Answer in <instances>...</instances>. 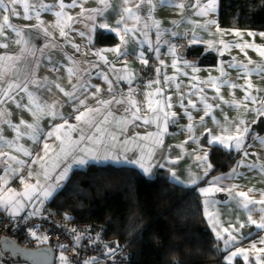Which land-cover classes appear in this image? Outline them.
Listing matches in <instances>:
<instances>
[{"label": "crops", "instance_id": "obj_1", "mask_svg": "<svg viewBox=\"0 0 264 264\" xmlns=\"http://www.w3.org/2000/svg\"><path fill=\"white\" fill-rule=\"evenodd\" d=\"M44 3H55L56 0H43ZM70 0H65V3H69ZM139 0H132V3L127 7H135V4ZM181 2H187V0H175L174 4H161L160 0H152V11L147 22L150 28L145 29V17L149 16L147 12V6L142 7L140 13L141 20L137 23L129 20L128 27L135 26L140 31L134 34L125 36L126 43H121L120 37L116 33L108 31L107 29H96L90 31L91 21L85 17H80L78 14L81 11V6L84 9H103L104 15L109 16L106 21L110 27H114L116 20L119 19L117 13L122 11L123 0H106L105 4L99 3V0H78V6L74 9H65L66 15L74 17V21H68L66 17L58 18L55 13L59 11V8H54L51 12H41L40 20L43 24L40 28L31 27L39 23L36 19L24 20L23 8L18 7V11L21 12V18L10 17L11 23L24 31L20 36H17L11 29H5L4 34L0 35V44H6L7 47H0V55H20L22 50L24 55L27 56V60L35 62L38 65L35 68V78L39 81L47 80L51 91L41 89L36 93V101L33 104H29L26 94L20 93L17 100L24 105L23 108H16L15 104L8 103L0 106L3 111L10 113V116L0 117V128L4 129V139L15 140L16 133L13 129H10L4 121L10 119L13 124H19V121L23 119L25 124L33 123L38 124L45 131L50 130L53 124H60L63 121L59 118L55 121L50 117L44 115L49 111L47 106H54V110L68 118V125L76 126L77 131L67 132L62 129L56 135L61 136L65 141L70 135L72 139H76L79 136V129L83 128L86 132L90 131L87 125L84 123L89 118L100 120L102 115L107 116L108 123L102 125L105 130V138L111 134V131L116 129V121L122 119L123 129L120 131L119 140L117 141L121 150L118 152L119 161L129 164V159H138L141 155V148L145 153V159L150 163V173H144L143 170L136 164H129L138 167L144 174L150 178L166 175L170 180H173L171 172H175L176 178L182 181V185L195 186L198 191L200 188L212 187L211 181L217 177H224L220 181L219 187H223L225 191L214 192L210 197L203 195V208L205 212L212 213L209 217L205 214L207 223L210 229L213 231V223H210V219L215 222L218 230L229 227V225H237L247 221L249 215L248 210L244 209L242 204L237 201L240 199L236 196V193L244 192L247 194L248 199L259 201L264 194V171L260 166H264V144H261L258 139H255L257 135L264 138V116H258L255 109L260 107L259 104H253L251 100H245L244 97L247 92H251L252 95L257 96L258 99L264 100V73L257 75L255 72L251 76H245L242 69L228 67L229 62L243 63L248 65L249 69H253L257 66H264V57H261L258 51L252 48L241 50L240 48L233 47L236 43L247 42L249 44H255L258 47H264V37L259 33H264V30H251V29H238V28H224L219 23V10L220 2L218 0V11L209 13L206 17H197L192 9H178L175 5ZM206 2V0H205ZM115 10V11H113ZM126 15V14H125ZM103 17H96L95 23L102 22ZM216 20L220 29L224 30V34L217 31V25H208L207 27H196L197 25H205L206 21ZM60 21V27L66 32V36L60 35V27H56L57 22ZM159 24V31L162 33L159 42V54L154 50L149 51V43H141L147 39L151 43L153 48L157 46V28L153 24ZM3 23V13H0V24ZM88 27H85V25ZM43 29H47L48 35H45ZM195 30L196 35L200 38V42L191 44V33ZM232 30H240L242 35L236 36ZM85 32V36L81 37L79 33ZM98 31L112 33L118 37L119 42L109 45H96L95 37ZM251 31L255 33L254 36H249L247 33ZM147 32V37L143 35ZM176 32L178 35L173 36L172 33ZM187 33V35H185ZM89 35H91V42L89 41ZM121 35H124L121 32ZM21 41L17 43V41ZM223 40L230 47L225 49L220 44ZM27 41L28 43H24ZM166 41H170L177 49V55L175 58L169 53V45ZM193 45H204L209 48H214L218 57L214 65L204 66L198 64L196 59L187 56L186 50ZM79 47V51L76 47ZM120 47L122 55H118L115 52L104 51L106 49ZM100 55H97V52ZM223 51V55L220 52ZM143 52L144 58L148 61L144 64L140 59V53ZM159 55V59H157ZM68 57L72 59L69 60ZM173 59L176 60L177 68L172 67ZM107 60V63H105ZM153 60L156 62L158 69H160L159 75L156 72L154 78L150 80H141L142 69ZM163 61V64L160 63ZM185 61L188 64L194 65L197 69L193 70L191 67H185ZM251 61V64H249ZM223 62V65H222ZM25 61L21 59L17 62V69L22 68ZM221 66L226 76L221 75ZM73 69V74L69 75L68 69ZM187 72L188 75H184ZM22 75V73H21ZM104 75H107L108 80L112 81L111 84L105 81ZM117 76H122L124 79H117ZM175 77L173 82L169 84L164 83V77ZM192 77H196L193 80ZM210 78L216 79L217 87L219 88V95L217 96L216 88L211 85L200 84V81H207ZM128 79H131V84L128 83ZM159 79L160 83H152L151 87H148L150 82H154ZM229 79L236 84L233 88L230 84H224L223 80ZM249 83L251 88H248ZM80 84H84L87 87V92L81 96L85 99V103L90 107L98 106L96 100L92 98V94L96 88L101 91L96 93V96L101 100L112 101L107 107L101 109V114H88L83 117L81 121H76L73 114V108L79 107V105L73 104L72 101L66 96L65 92H73V85L79 88ZM59 85V87H56ZM177 85L179 88L177 89ZM193 85L199 88H204L203 95L207 96L208 103L213 107L208 109L209 116H204V106L200 103V94L195 96L190 95L194 89ZM64 89L62 92L60 89ZM109 88L112 89L109 92ZM130 89L134 91L129 92ZM162 91V95L157 90ZM30 91H34L33 87L29 88ZM77 95H81L80 91L76 92ZM184 95L191 98L196 104L199 112L192 108L188 110L192 113V120L189 121L188 117L184 115V110L179 107L178 97ZM213 96H217L215 100L211 99ZM23 97L21 100L20 98ZM168 97H171V103L173 107L171 109L165 108L166 111L175 112L176 117L170 118L166 125L167 131H164L165 125L160 123V127L157 128L155 122L145 124L143 122L144 117L152 119L155 115L149 108L148 100L151 99V108H157L159 105L157 101H164ZM222 97V99H221ZM134 100L136 105L140 108V116L142 119L134 120L132 118V112L135 109H129L128 100ZM116 101H123L117 103ZM227 101V103H225ZM235 102V103H234ZM36 104L41 105V109H36ZM187 105V99L185 100ZM219 105V107H216ZM31 109V110H29ZM80 111H84L81 107ZM35 112V115L33 114ZM78 114V113H77ZM204 116V124L201 126L200 118ZM71 117V118H69ZM213 117L217 123L213 122ZM175 119V123L172 120ZM243 119L244 125L239 127H249L250 132L246 134L243 141V148L241 149L240 158L238 161H243V165L237 167V163L227 171H219L212 174L214 168L211 158L212 148L219 146L228 151H235L234 140L228 141V147L216 144H209L208 140L211 137L207 136V129H211L213 135L227 137L229 135H236L235 127L233 125ZM256 120V123L253 121ZM191 123L193 130L189 132L187 126ZM228 129L225 133L222 129ZM24 126H21L23 132ZM152 135L149 139L142 140L140 137ZM99 136V134H97ZM43 139V137H41ZM129 143L124 144V141ZM162 141V143H160ZM105 141L103 140V143ZM50 149L46 159H52L55 153H58L61 146V141L55 139L48 140ZM86 143L84 147H88ZM17 145H22L25 148H29L33 152H39L42 145H34L28 140L26 135H22L21 139L17 141ZM98 144H95L97 146ZM15 145L12 148L6 145H0V150L7 152L9 155H14L18 159H24L30 161L31 158L23 156V153L15 151ZM247 151L248 155H244V151ZM151 152V158L148 159V153ZM205 154L207 156L204 159ZM41 155L43 153L41 152ZM127 157L128 159H125ZM199 157V159H198ZM249 163H255L256 168L249 169L244 165ZM42 162L32 166L33 177L28 181L29 184L36 183V174H41V183H43L41 167ZM211 167H207V165ZM160 165H163L161 167ZM233 169L236 170L235 175L232 174ZM51 171V169H49ZM207 172V175L204 173ZM0 175L3 172L0 171ZM194 176L197 178V184L191 185L189 177ZM10 179L7 187L15 189L17 192L24 191V185L15 187L13 181ZM228 189H231V195ZM40 195L37 192L36 196ZM53 198V197H52ZM52 198L46 199V201ZM14 199H20L15 197ZM41 199H44L41 196ZM205 199L215 201L211 206H205ZM28 206L19 208L18 214L9 216L8 212L12 211L11 208L8 211L0 208V214H5L14 219H20L29 215L33 211L30 202H27ZM38 206L42 210L43 204ZM261 205H250V208L257 209ZM40 210V212H41ZM39 212V213H40ZM38 213V214H39ZM253 219L258 223L260 221V213L253 210L251 212ZM214 232V231H213ZM215 233V232H214ZM222 234L227 237V233ZM237 235V243L233 245L231 249H226V255L231 251H235L237 247L243 248L248 252L249 260L247 264H257L256 257L259 255L264 257V253L257 252L251 246L253 242L256 243V248H264V244L259 243L261 236H264V229H258L255 225L240 230ZM20 244V243H19ZM23 246V245H19ZM24 247V246H23ZM55 258L52 264H70L69 261L65 263L57 262V247L52 246ZM55 248V249H54ZM60 250V249H59ZM0 251L6 255L4 264H19L17 262L22 261V264L28 263L22 259H15L9 254V251L4 249L2 243L0 244ZM226 260V259H225ZM227 262V260H226ZM240 262L245 264L243 257L237 256L234 258L232 264ZM29 264V263H28ZM93 264V263H92Z\"/></svg>", "mask_w": 264, "mask_h": 264}, {"label": "snow or ice", "instance_id": "obj_2", "mask_svg": "<svg viewBox=\"0 0 264 264\" xmlns=\"http://www.w3.org/2000/svg\"><path fill=\"white\" fill-rule=\"evenodd\" d=\"M161 4H174L175 0H160ZM99 3L105 4L106 6V0H99ZM132 3V0H123L124 7L122 8V11L117 13L119 15V19L116 20L115 26L110 27L109 24L106 22L109 19V16L104 15L103 9H84L81 6V11L78 14L80 17H85L89 21H91V28L90 31H95L96 29H107L108 31L116 33L117 36L120 37L121 43H126L125 36L129 34H134L137 31H140L139 28L133 25V27H128V21L132 20L135 22H139L141 20V11L142 7L147 6V12L149 13V16L145 17V23L144 28L148 29L150 28L149 23L147 20L150 17V13L152 11V0H139L138 3L135 4V7H127ZM218 0H187V2H181L179 4H176L175 6L178 9L184 10V9H192V11L195 13V16L197 17H206L209 15V13H214L218 11L217 8ZM78 6V0H70L69 3H65V0H56L55 3H44L43 0H0V13H3V23L0 24V35L4 34L5 29H11L17 36H20L21 33L24 31L21 28H18L13 23H11L10 17L15 18H21V12L18 11V7L23 8V16L22 18L24 20H32L36 19L39 21L38 24L32 25L31 27L40 28V25L43 24V21L40 20L41 12H51L54 8H59L60 10L55 13L56 17L62 18L66 17L68 21H74V17L66 15L65 9H74ZM115 11V10H113ZM126 14V15H125ZM103 17L102 22L95 23L96 17ZM60 21L57 22L56 27H60ZM153 24L157 28V46L153 48L150 42L147 41H141V43H149V51H155L157 54H159V42L162 36V33L159 31V24H156L153 21ZM208 25H217L216 20H209L206 21V24L201 26L197 25L196 27H207ZM85 27H88L86 24ZM45 32V35H48L47 29H43ZM217 31L221 34H224V30L220 29L217 25ZM233 33L240 37L242 35L240 30H232ZM121 32L124 33V35H121ZM60 35L66 36V32L62 27H60ZM81 37L85 36V32L81 31L79 33ZM143 35L147 37V32H144ZM173 36L178 35V33L173 32ZM187 35V33L185 34ZM249 36L256 35L255 33L249 31L247 33ZM260 36L264 37V33H259ZM89 41L91 42V35H89ZM21 41H17V43H20ZM200 42V38L196 35L195 30L191 33V44H196ZM24 43H28L27 41H24ZM169 45V53L175 56L177 55V49L174 45L171 44L170 41H166ZM220 44L223 46V48L227 49L230 46L225 43L223 40L220 41ZM233 47L240 48L241 50L252 48L255 51H258L261 57H264V47H258L255 44H249L247 42L244 43H236L232 45ZM0 47L6 48V44H0ZM76 50L79 51V47L75 46ZM24 51H21L20 55H7L3 54L0 55V106L8 103L15 104L16 108H23L24 105L20 101L17 100V97L20 96V93L26 94L29 104H33L36 101V93L39 92L41 89H46L47 91H51V87H49V82L47 80L45 81H39L35 78V68L38 66L35 64V62H30L27 60V56L24 55ZM104 51H111L115 52L118 55H122L120 51V47L106 49ZM224 53L223 51L220 52V55L222 56ZM97 55H100V52H97ZM23 59L25 61L22 68L17 69V62ZM69 60H71V57H68ZM140 59L143 61L144 64H147L148 61L144 58L143 52L140 53ZM157 59H159V55H157ZM105 63H107V60H105ZM160 63L163 64V61L160 60ZM249 64H251V61H249ZM223 65V62H222ZM173 68H177L176 60L173 59L172 63ZM185 67H191L194 71L197 69L194 65H190L185 61ZM228 67L230 68H237L242 69L243 74L245 76H251L253 72H255L257 75H260L264 73V66H257L253 69H249L248 65L243 63H232L229 62ZM177 71H179V68H177ZM69 75L73 74V69H68ZM157 74L159 75L160 69H156ZM22 73V75H21ZM184 75H188L187 72H184ZM221 75L226 76V73L223 72V67L221 66ZM104 79L109 84L112 83V81L108 80L107 75H104ZM117 79H124L122 76H117ZM193 80H196V77H192ZM175 80V77H164V83L167 85L170 82H173ZM131 79H128V83L131 84ZM152 83H160V80L157 79L154 82H150L148 87L152 86ZM200 84L204 85H211L212 87L216 88L217 96L219 95V88L217 87V81L216 79L210 78L207 81H200ZM224 84H230L231 87L235 88L236 84L233 83L229 79L223 80ZM33 87L34 91H30L29 88ZM56 87H59V85H56ZM87 87L84 84H80L79 88L77 86L73 85L74 91L69 93L65 92L64 94L69 97V99L72 101L73 104L79 105V107L73 108V114L75 116L76 121H81L83 117L87 116L88 114H101V109L107 107L109 104L112 103V101H106L101 100L96 96V93H99L101 90L99 88L95 89V92L92 94V98L96 100V104L98 106L90 107L85 103V99H82L81 96L84 95L87 92ZM179 88V85H177V89ZM248 88H251V84L249 83ZM194 91L190 94L192 96H195L197 94H200V103L204 106V116H209L210 112L208 109H211L213 107L212 104L208 103V97L203 95L204 88H199L196 85H193ZM62 92L64 89H60ZM80 91L81 95H77L76 92ZM112 89L109 88V92H111ZM134 91L133 89H130L129 92ZM159 94L162 95L161 90H157ZM217 96H213L211 99L215 100ZM21 100L23 97L20 98ZM171 97H168L164 101H157V104L159 105L157 108H151L152 101L151 99L148 100L149 108L153 113H155L154 117L152 119H149L148 117L143 118V122L145 124L153 123L155 122L157 124V128L160 127L159 122H163L165 125L164 131H167L166 125L168 124V121L170 118L176 117L175 112H169L166 111L165 108L171 109L173 107L171 103ZM187 99V105L185 104V100ZM222 99V97H221ZM245 100H251L253 104H259L260 107H257L255 109L258 116H264V100H260L257 98V96H254L251 94V92H247L245 97ZM117 103H122L123 101H116ZM179 107L184 110V115L188 117L189 121L192 120V113L188 110V108H192L196 110L197 112L200 111L199 108H197V104L188 97H185L184 95H180L178 97ZM227 103V101H225ZM235 103V102H234ZM129 109H135L134 112H132V118L134 120H140L142 117L140 116V108L136 105L134 100L129 99L128 100ZM49 108V111L45 112L44 115L51 118V120L55 121L56 119H60L63 122L60 124H53L50 128V130L45 131L43 128H41L38 124L33 123H27L25 124V121L21 119L19 121V124H13L10 119H6L4 122L7 123L8 127L10 129H13L16 133L15 140L12 139H4V129L0 128V145H6L9 148H12L14 145L15 151L18 153H23V156L31 158L30 161H26L24 159H18L14 155H9L7 152L0 150V171L3 172V175H0V208H3V210L8 211L9 208L12 209V211L8 212L9 216L17 215L19 208L28 206L27 202L31 203V206L33 208V211L29 213L31 216H35L40 212V207L38 206L37 202H39L40 205L44 203L46 199L54 197L57 192L67 183V180L70 178V175L73 171L78 170L79 166L85 165L88 161L85 158V156H79L78 153H85V155H88L91 152V149H88L84 147L86 143H94V144H101L102 137L105 135V130L102 127L103 124L108 123L107 116L102 115V118L100 120H95L94 118H89L84 121V123L87 125L88 129L90 131L86 132L83 128L79 129V136L76 139H72V137L69 135L67 137V140L61 138V136L56 135L59 133L62 129L66 130L67 132H73L77 131L76 126L68 125V118H65L63 115L57 113L54 110V106H47ZM83 108L84 111H80V108ZM216 107H219V105H216ZM36 109L40 110L41 105L36 104ZM31 110V109H29ZM78 113V114H77ZM35 115V112L33 113ZM10 113H7L3 111L2 108H0V117H7L10 116ZM204 116L200 118V124L201 126L204 124ZM71 118V117H69ZM173 123H175V119L172 120ZM213 122L218 124V121H215V118L213 117ZM257 121L254 120L253 123H256ZM245 121L243 119L237 121L233 127H235L236 135L232 136L229 135L227 137L224 136H217L213 135L211 129H207V136L211 137V139L208 140L209 144H216L217 142L224 146L228 147V141L234 140V147L237 152H240L243 148V141L246 136L250 132V128L245 127H239V125H244ZM21 126H24L23 132L21 131ZM116 129L122 130L123 129V123L122 119L116 121ZM187 130L191 132L193 130V125L189 123L187 126ZM223 132L227 133L228 129H222ZM99 134V136L97 135ZM22 135H26L28 140H30L34 145H42V148L39 152H33L29 148H25L22 145H17V141L21 139ZM110 135V134H109ZM152 134L149 133L148 136L140 137V139L145 140L149 139V137ZM43 137V139H41ZM55 138L57 140L61 141L60 150L58 153H55L54 158L52 159H46L45 157L48 156L49 152L52 151L50 149L48 140ZM112 140H116L117 137L114 135H111ZM255 139H258L261 144H264V138H261L259 135L255 137ZM124 144L129 143V141H124ZM162 143V141H160ZM41 152L43 155H41ZM148 159L151 158V152L148 154ZM244 155H248L247 151H244ZM90 159H96L97 157L95 155L88 156ZM104 159H111V157L104 156ZM207 156L205 154L204 159L206 160ZM125 159H128L125 157ZM199 159V157H198ZM41 167L43 169L42 176H43V183H41V174H36V183L29 184L28 181L33 177V171L32 166L36 165L37 163H40ZM129 163L139 165V167L143 170L144 173H150V163L145 159V153L143 148H141V155L138 159H129ZM243 165V161L237 162V167H240ZM163 167V165H160ZM245 167L249 169L256 168L257 165L255 163H249L247 165H244ZM207 167H211V165H207ZM261 170L264 171V166H260ZM51 169V171H49ZM207 175V172L204 173ZM233 175L237 174L236 170L233 169L232 172ZM171 176L173 180L176 181L177 184H182L183 182L178 180L176 178L175 172H171ZM19 179V182L24 185V191L17 192L15 189L11 187H7L9 184L10 179ZM224 179V177H217L213 181H211L212 187L207 188H200L199 193L205 197H210L214 192L219 191H225L223 187H219L220 181ZM189 182L191 185L197 184V178L194 176L189 177ZM229 194L231 195V189H228ZM39 192L40 195L36 196L35 200L33 199L34 195ZM41 196L44 199H41ZM236 196H238L240 199L237 201L238 203L242 204L243 208L248 210L249 215L247 217V221L244 223H239L237 225H229L227 228H223L222 231L218 230L216 227L215 222H213L210 219V223H213V231L215 232V239L223 242V247L225 249H231L233 245L237 243V235L236 233H239L241 229L249 227L250 225H255L258 229H264V194H262V198L257 200H252L247 198V194L244 192L236 193ZM15 197H19L20 199H14ZM215 201L205 199L204 204L205 206H211L214 204ZM261 205V207L257 209L250 208V205ZM255 210L259 212L260 215V221L259 223L253 219L251 212ZM205 214L209 217L212 216V213L205 212ZM75 231V230H73ZM223 233H227V237H225ZM36 233L33 232L32 236H35ZM79 239V237H77ZM259 243L264 244V236H261L259 239ZM253 249H255L257 252L264 253V248L257 249L256 243L253 242L252 246ZM240 256L243 257V260L245 261V264H247L249 260L248 252L243 249L237 247L235 251H231L230 254L226 255L225 259L227 260V264H232L235 257ZM61 260L65 261V257L62 255ZM257 264H264V257L257 256L256 257Z\"/></svg>", "mask_w": 264, "mask_h": 264}, {"label": "trees", "instance_id": "obj_3", "mask_svg": "<svg viewBox=\"0 0 264 264\" xmlns=\"http://www.w3.org/2000/svg\"><path fill=\"white\" fill-rule=\"evenodd\" d=\"M219 2L222 27L264 30V0ZM118 42L108 32L98 31L95 37L96 45ZM186 53L204 66L214 65L218 57L214 48L204 45H193ZM211 158L213 174L230 170L240 153L216 146ZM46 202L58 217L67 216L65 224L89 221L93 234L106 229V244L113 251L128 249L130 264H227L226 249L207 223L197 187L167 176L150 178L132 165L90 163L74 171Z\"/></svg>", "mask_w": 264, "mask_h": 264}, {"label": "built area", "instance_id": "obj_4", "mask_svg": "<svg viewBox=\"0 0 264 264\" xmlns=\"http://www.w3.org/2000/svg\"><path fill=\"white\" fill-rule=\"evenodd\" d=\"M157 68L156 62L151 60L146 68L142 69L141 80L154 78ZM13 185L20 187L19 179H15ZM43 205L44 209L35 216L27 215L20 219H14L0 214V243L5 238H16L18 234L22 233L25 235L22 242L30 245V248L42 243H52L51 245L54 244L63 251L71 264H87L94 258L106 264H130L131 253L126 248L114 250L111 257L106 255V229L98 232L99 237L94 236L93 233L88 234L92 227L91 223L65 224L60 217L50 211L46 201ZM72 228L82 231L83 236L77 239ZM33 232L36 233L35 236H32ZM1 259L2 255L0 254Z\"/></svg>", "mask_w": 264, "mask_h": 264}, {"label": "rangeland", "instance_id": "obj_5", "mask_svg": "<svg viewBox=\"0 0 264 264\" xmlns=\"http://www.w3.org/2000/svg\"><path fill=\"white\" fill-rule=\"evenodd\" d=\"M111 135H114V136H116L117 137V139L114 141V140H112L111 139ZM119 136H120V131L119 130H117V129H114V130H112L111 131V134L110 135H107V137H105V138H103L102 139V141L104 140L105 142L103 143H101V144H98L97 146H95V144L93 143V144H88L87 146L88 147H86V148H88V149H91V152L88 154V155H85V153H78L77 155H79V156H85V158L87 159V163L85 164V165H83V166H79V168L78 169H80V168H85L88 164H90V163H98V164H107V163H113V164H118V165H122V164H126L127 165V163H122V162H120L119 160V154H118V152L121 150V148H120V146L118 145V143H117V141L119 140ZM144 148V147H143ZM91 155H95L97 158L96 159H90V158H88V156H91ZM104 156H108V157H111V159H104L103 157ZM129 164H132V163H129ZM128 164V165H129ZM136 166V165H135ZM138 168V167H137ZM74 173V171L71 173V175H70V177L72 176V174ZM166 175H162V177H165ZM16 179H18V178H16ZM70 180V178L67 180V182ZM67 184V183H66ZM65 186V185H64ZM63 186V187H64ZM49 209H50V211H52L51 210V207H50V205H49ZM1 215H5V214H1ZM59 216V215H58ZM67 219V216H65L64 214H62V215H60V219L62 220V221H64V219ZM87 222H89V221H83V223H87ZM70 223H74V222H70ZM75 223H79V222H75ZM89 223H91V222H89ZM66 224H68V223H66ZM92 224V223H91ZM73 230H75V232H74V234H75V236H77V237H82L83 236V234H82V231H77L76 229H73L72 228V231ZM96 234H94V236H95ZM24 237H25V235L24 234H18L17 236H16V238H5V239H10V240H13L14 242H16L18 245H20L19 243H21L24 247H28V248H30V245H27V244H25V243H23L22 241H23V239H24ZM4 239V240H5ZM3 240V241H4ZM2 241V242H3ZM1 242V243H2ZM0 243V244H1ZM52 243H42L41 245H39L40 247H48V248H51L52 250H53V247L52 246H54V244L53 245H51ZM106 246H107V248H106V250H107V252H106V255L108 256V257H111V255L114 253L113 252V250H112V246L110 247L109 246V244H105ZM55 247H57V246H55ZM55 249V248H54ZM57 249V262L59 263H65V262H67V260L69 261V259L67 258V256L63 253V251L59 248V247H57L56 248ZM60 249V250H59ZM109 249V250H108ZM0 254L2 255V259L0 260V264H4L5 262V260H6V255H4L1 251H0ZM9 254H10V252H9ZM64 256L65 257V261H62L61 260V256ZM107 259H109V258H107ZM94 261H97L96 260V258H94V259H92V260H90V261H88L87 262V264H92ZM98 262V261H97ZM17 263H19V264H22V261H20V262H17ZM69 263L71 264V262L69 261ZM25 264H27V263H25Z\"/></svg>", "mask_w": 264, "mask_h": 264}, {"label": "water", "instance_id": "obj_6", "mask_svg": "<svg viewBox=\"0 0 264 264\" xmlns=\"http://www.w3.org/2000/svg\"><path fill=\"white\" fill-rule=\"evenodd\" d=\"M4 249L19 256L22 260L30 264H52L55 258L54 251L48 247H40L37 249L19 246L16 242L10 239H5L2 242Z\"/></svg>", "mask_w": 264, "mask_h": 264}, {"label": "flooded vegetation", "instance_id": "obj_7", "mask_svg": "<svg viewBox=\"0 0 264 264\" xmlns=\"http://www.w3.org/2000/svg\"><path fill=\"white\" fill-rule=\"evenodd\" d=\"M32 248H33V249H37V247H32ZM38 248H40V247H38ZM10 255H11L12 257H14L13 254H12L11 252H10ZM14 258H15V259H21L19 256H15ZM29 264H30V263H29Z\"/></svg>", "mask_w": 264, "mask_h": 264}, {"label": "bare ground", "instance_id": "obj_8", "mask_svg": "<svg viewBox=\"0 0 264 264\" xmlns=\"http://www.w3.org/2000/svg\"><path fill=\"white\" fill-rule=\"evenodd\" d=\"M92 233V231H88V234H91ZM96 237H99V234L98 233H96V235H95ZM99 264H106V263H104V262H99Z\"/></svg>", "mask_w": 264, "mask_h": 264}, {"label": "clouds", "instance_id": "obj_9", "mask_svg": "<svg viewBox=\"0 0 264 264\" xmlns=\"http://www.w3.org/2000/svg\"><path fill=\"white\" fill-rule=\"evenodd\" d=\"M28 264V263H27Z\"/></svg>", "mask_w": 264, "mask_h": 264}]
</instances>
